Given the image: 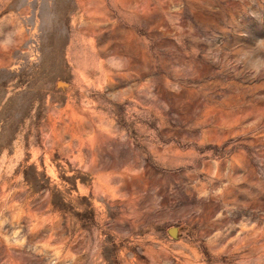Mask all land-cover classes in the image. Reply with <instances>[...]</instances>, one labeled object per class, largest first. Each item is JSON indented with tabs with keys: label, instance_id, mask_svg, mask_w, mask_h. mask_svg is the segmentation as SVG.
<instances>
[{
	"label": "rangeland",
	"instance_id": "374dc122",
	"mask_svg": "<svg viewBox=\"0 0 264 264\" xmlns=\"http://www.w3.org/2000/svg\"><path fill=\"white\" fill-rule=\"evenodd\" d=\"M0 264H264V0H0Z\"/></svg>",
	"mask_w": 264,
	"mask_h": 264
}]
</instances>
